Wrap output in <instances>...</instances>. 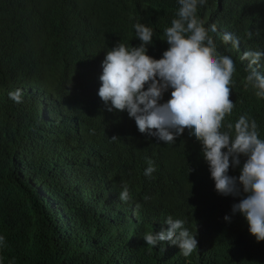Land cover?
I'll return each instance as SVG.
<instances>
[{
    "label": "trees",
    "instance_id": "16d2710c",
    "mask_svg": "<svg viewBox=\"0 0 264 264\" xmlns=\"http://www.w3.org/2000/svg\"><path fill=\"white\" fill-rule=\"evenodd\" d=\"M177 8L176 0H0V264H264V240L239 214L222 219L238 198L214 191L200 149L176 146L160 158L126 112L105 110L96 94L106 49L137 46L132 25L141 22L153 27L147 54L159 58ZM197 17L215 24L218 50L235 64L234 108L222 123L244 114L264 139V100L244 87L240 60L264 50V0H206ZM223 32L239 38L238 50L219 40ZM17 89L19 103L9 98ZM169 216L195 231L188 257L142 238Z\"/></svg>",
    "mask_w": 264,
    "mask_h": 264
},
{
    "label": "clouds",
    "instance_id": "9594fccd",
    "mask_svg": "<svg viewBox=\"0 0 264 264\" xmlns=\"http://www.w3.org/2000/svg\"><path fill=\"white\" fill-rule=\"evenodd\" d=\"M205 2L176 0L175 18L163 30L167 48L159 58L147 54L153 27L134 23L140 43L130 46L116 41L106 49L96 94L105 110L125 111L138 132L148 136L151 148L160 158L176 146H197L214 191L220 196L238 198L222 219L230 222L232 215L239 214L248 233L259 242L264 240V139L260 138L255 119L244 114L234 123H222L234 108L229 92L235 64L230 55L218 50L215 24L206 28L197 17L198 6ZM248 35L251 37L250 32ZM219 40L239 49L240 40L231 32L221 33ZM262 59L264 50H245L240 54V60L246 61L244 87L251 88L258 100H264ZM9 98L19 103L20 89L10 92ZM237 166L238 175H229V168ZM154 171V164L147 160L143 175L150 177ZM118 198L122 202L129 200L126 184ZM163 224L166 228L142 236L146 246L153 249L158 242H167L178 247L183 257L196 251L195 231L185 227V220L169 216ZM3 246L4 237L0 236V247Z\"/></svg>",
    "mask_w": 264,
    "mask_h": 264
}]
</instances>
